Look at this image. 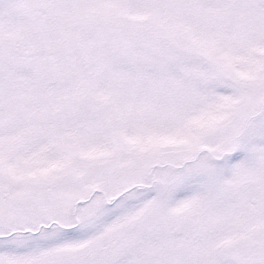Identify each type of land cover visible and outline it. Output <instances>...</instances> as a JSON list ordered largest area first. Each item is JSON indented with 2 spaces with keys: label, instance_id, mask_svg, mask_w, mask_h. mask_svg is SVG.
Here are the masks:
<instances>
[{
  "label": "snow or ice",
  "instance_id": "snow-or-ice-1",
  "mask_svg": "<svg viewBox=\"0 0 264 264\" xmlns=\"http://www.w3.org/2000/svg\"><path fill=\"white\" fill-rule=\"evenodd\" d=\"M0 264H264V0H0Z\"/></svg>",
  "mask_w": 264,
  "mask_h": 264
}]
</instances>
